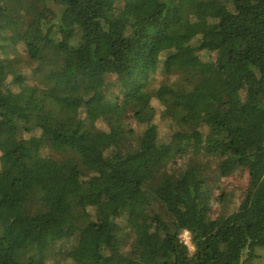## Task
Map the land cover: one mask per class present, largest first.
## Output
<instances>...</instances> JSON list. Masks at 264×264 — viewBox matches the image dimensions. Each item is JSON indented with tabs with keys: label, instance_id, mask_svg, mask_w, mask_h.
<instances>
[{
	"label": "trees",
	"instance_id": "trees-1",
	"mask_svg": "<svg viewBox=\"0 0 264 264\" xmlns=\"http://www.w3.org/2000/svg\"><path fill=\"white\" fill-rule=\"evenodd\" d=\"M191 48L215 59L173 65ZM239 171V206L213 217L211 184ZM260 249L264 0H0V264H254Z\"/></svg>",
	"mask_w": 264,
	"mask_h": 264
},
{
	"label": "rangeland",
	"instance_id": "rangeland-1",
	"mask_svg": "<svg viewBox=\"0 0 264 264\" xmlns=\"http://www.w3.org/2000/svg\"><path fill=\"white\" fill-rule=\"evenodd\" d=\"M189 43L190 46L193 47V41L189 40L186 41ZM23 46H18L17 50L19 51L21 58L25 59V53L23 51ZM200 58L203 61H207L209 59H215V56L213 54H209L208 56L201 52L200 54L195 49H189L184 53V59L183 62H181L182 58H179L173 65L178 66L180 64H193L200 60ZM169 72L166 70L165 67L161 66L157 71L151 74V77L149 79V90H155L158 86H160L162 83H165L167 80L170 79L171 75L168 74ZM107 89L111 92L113 95L119 94V83L116 80L115 76H110L107 80ZM156 107L158 109V114L155 118V122L159 125V131H160V137L163 141H169L171 136L173 135V130L176 129L175 127L172 128L171 123L168 121H163L159 116V110H162V107L156 103ZM125 125L128 130L135 129L136 125L134 121L126 119ZM179 159V158H178ZM177 159V160H178ZM182 162V159L178 160V164ZM213 187L212 193L215 197H221L222 192L224 193L225 198V206H222V203L220 201H214L212 202V216L216 217L219 212H233L237 209V206H239V203L241 201L242 196L245 194L248 185H249V179L246 174H242V172H237L234 175L230 177H224L220 180L219 184H211ZM223 207L226 208V210H223ZM90 213H93V211H90ZM190 251H194V247L190 248ZM64 264H74L71 261H67ZM254 264H264V249H260L257 251V258L254 261Z\"/></svg>",
	"mask_w": 264,
	"mask_h": 264
},
{
	"label": "built area",
	"instance_id": "built-area-1",
	"mask_svg": "<svg viewBox=\"0 0 264 264\" xmlns=\"http://www.w3.org/2000/svg\"><path fill=\"white\" fill-rule=\"evenodd\" d=\"M180 238H181V242L185 244L189 249L193 247L191 241V234L188 231H183Z\"/></svg>",
	"mask_w": 264,
	"mask_h": 264
}]
</instances>
